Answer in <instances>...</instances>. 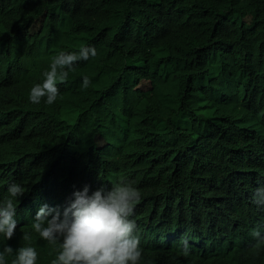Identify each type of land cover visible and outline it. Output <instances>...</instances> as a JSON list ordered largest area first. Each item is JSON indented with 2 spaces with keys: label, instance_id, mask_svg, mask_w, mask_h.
Returning a JSON list of instances; mask_svg holds the SVG:
<instances>
[{
  "label": "trees",
  "instance_id": "16d2710c",
  "mask_svg": "<svg viewBox=\"0 0 264 264\" xmlns=\"http://www.w3.org/2000/svg\"><path fill=\"white\" fill-rule=\"evenodd\" d=\"M247 2L0 0L1 47L12 73L37 82L59 44L97 49L78 72L91 83L77 99L61 93L53 105L38 106L44 112L29 131L51 130L53 140L34 160L0 159L26 192L15 201L19 228L10 240L0 234V246L24 244L28 232L36 264H51L53 246L33 222H19L45 204H63L73 186L110 190L123 179L141 193L139 264H264L232 247L261 207L253 194L264 189V0ZM35 36L50 42L24 49ZM14 128L12 121L0 126V146ZM7 195L0 191V201ZM203 249L211 259L194 256Z\"/></svg>",
  "mask_w": 264,
  "mask_h": 264
},
{
  "label": "clouds",
  "instance_id": "9594fccd",
  "mask_svg": "<svg viewBox=\"0 0 264 264\" xmlns=\"http://www.w3.org/2000/svg\"><path fill=\"white\" fill-rule=\"evenodd\" d=\"M11 11L9 10L8 16ZM51 29L59 27V21L47 19ZM0 30V126L12 121L15 131L9 132L6 142L0 146V159L34 160L46 144L53 140V132L29 131L30 125L44 111L38 106L53 105L62 94H71L77 99L81 88H88V76L79 79L78 72L84 69L89 57L97 55L95 47L76 44H59L53 55L50 70L43 73L44 79L31 81L26 72L12 73L5 63L6 56L1 47L4 35ZM50 40L35 36L24 49L34 48ZM4 132H0V138ZM22 150L25 153L22 154ZM34 163V161H33ZM24 164V163H23ZM9 168L0 161V191L8 195L0 201V234L10 240L18 227L15 201L26 192L15 176L12 183ZM8 181V182H7ZM19 184H18V183ZM22 185V186H21ZM91 190L89 185L73 186L63 204L50 207L45 204L36 215L23 222H33L32 228L40 238L53 246L56 257L51 264H139L145 249L143 229L136 215L143 217L136 203L141 199L140 191L131 182L121 180L110 190ZM2 196H0V199ZM253 203L261 206L248 219L232 240L234 251L244 258L264 261V189L253 194ZM32 236L24 232L21 245L0 246V264H36L38 252L32 246ZM183 253L189 252L187 239L182 240ZM212 258L209 250L194 252V256Z\"/></svg>",
  "mask_w": 264,
  "mask_h": 264
},
{
  "label": "bare ground",
  "instance_id": "6f19581e",
  "mask_svg": "<svg viewBox=\"0 0 264 264\" xmlns=\"http://www.w3.org/2000/svg\"><path fill=\"white\" fill-rule=\"evenodd\" d=\"M243 1H245V0H243ZM248 2H249V0H248ZM248 2H247V3H248ZM206 3H207V2H206ZM252 3H255V4H256L257 1H256V2H252ZM243 4H244V3H243ZM248 4H249V3H248ZM255 4H254V5H255ZM250 5H251V4H250ZM254 5H253V6H254ZM251 6H252V5H251ZM256 7H257V5H256ZM256 7H255V8H256ZM245 10H247V9H245ZM253 10H254V9H253ZM250 12H251V11H250ZM252 12H254V11H252ZM248 13H249V11H248ZM262 13H263V12H262ZM252 14H253V13H252ZM252 14H251V17H252ZM249 15H250V14H249ZM258 15L260 16L261 14H259V12H258ZM248 18H249V17H248ZM252 18H253V17H252ZM255 18H256V16H255ZM259 18H263V17H259ZM253 19H254V18H253ZM259 20H260V19H259ZM251 21H252V20H251ZM262 21H263V20H262ZM255 22H256V21H255ZM258 22H259V21H258ZM258 25H259V24H258ZM260 25H262V24H260ZM256 27H257V26H256ZM261 27H262V26H261ZM222 28L225 29L224 26H223ZM224 29H221V30L223 31ZM259 29H260V28H259ZM220 32H221V31H220ZM243 32H244V31H243ZM253 32H254V31H253ZM250 33H251V32H250ZM257 33H258V32H257ZM221 34H222V33H221ZM244 34H245V32H244ZM248 34H249V33H247V34H245V35H248ZM223 35H226V34H223ZM252 35H253V34H252ZM242 36H243V35H242ZM245 37H246V36H244V38H245ZM247 37H249V36H247ZM242 38H243V37H242ZM244 38H243V40H244ZM250 38H251V37H250ZM254 41H255V40H254ZM246 42H247V41H246ZM255 42H256V41H255ZM250 43H251V41H250ZM247 44H248V42H247ZM224 45H225V44H224ZM244 46H245V45H244ZM248 48H251V47H248ZM222 50H224V49H222ZM247 50H248V49H247ZM228 52H229V51H228ZM226 53H227V52H226ZM249 53H250V51H249ZM244 54H245V53H244ZM263 55H264V54H263ZM230 66H231V65H230ZM226 67H227V66H226ZM259 68H261V67H259ZM257 70H258V69H257ZM259 70H260V69H259ZM205 73H207V72H205ZM259 75H261V74H259ZM228 77H229V76H228ZM263 77H264V76H263ZM235 78H236V77H235ZM199 79H200V78H199ZM226 79H227V78H226ZM163 80H164V79H163ZM167 80H168V79H167ZM228 80H229V78H228ZM164 81H165V80H164ZM225 81H226V80H225ZM259 81H260V80H259ZM259 81H258V82H259ZM159 82H160V81H159ZM161 82H162V81H161ZM227 82H228V81H227ZM165 83H166V82H165ZM160 84H161V83H159V85H160ZM162 84H163V82H162ZM162 84H161V85H162ZM194 84H195V83H194ZM254 84H255V83H254ZM261 84H263V83H261ZM156 85H157V84H156ZM257 85H258V84H256L255 86H257ZM259 85H260V84H259ZM157 86H158V85H157ZM260 86H262V85H260ZM196 87H197V86H196ZM263 87H264V86H263ZM198 88H199V87H198ZM258 88H259V87H258ZM258 88H257V89H258ZM193 89H194V88H193ZM250 89H251V88H250ZM250 89H249V90H250ZM198 90H199V89H198ZM255 90H256V88H255ZM260 90H263V91H264V89H262V87H261ZM260 90H257V91L260 92ZM196 91H197V89H196ZM250 91H251V90H250ZM196 93H197V92H196ZM198 93H199V91H198ZM198 93H197V94H198ZM249 93H250V92H249ZM253 93H254V92H253ZM256 93H257V92H256ZM261 93H262V91H261L259 94H261ZM225 94H227V93H225ZM257 94H258V93H257ZM192 95H193V94H192ZM262 95H263V94H262ZM193 97L196 98L195 95H193ZM254 97H255V96H254ZM254 97H253V98H254ZM260 97H261V96H260ZM226 98H227V97H226ZM251 98H252V97H251ZM204 99H205V98H204ZM257 99H260V98H257ZM261 99H262V98H261ZM225 100H227V99H225ZM262 100H263V99H262ZM235 101H236V105H237V106L240 105L239 102H238L237 100H235ZM254 101H256V100H254ZM195 102H198V100H196ZM221 102H223V101H221ZM246 102H247V101H246ZM198 103H201V100H200ZM253 103H255V102H253ZM258 103H260V102H258ZM219 104H220V103H219ZM243 104H244V103H243ZM262 104H263V102H262ZM200 105H201V104H200ZM200 105H199V106H200ZM202 105H203V104H202ZM221 105H222V104H221ZM223 105H224V104H223ZM231 105H232V104H231ZM250 105H251V104H250ZM258 105H260V104H258ZM224 106H226V105H224ZM224 106H222V108H223ZM243 106H245V105H243ZM260 106H262V105H260ZM260 106H259V107H260ZM263 106H264V104H263ZM263 106H262V108H263ZM187 107H188V106H187ZM219 107L221 108V106H219ZM234 107H236V106L234 105ZM234 107L232 106V108H231V106L229 105V108H230V109H233ZM246 107H248V106H246ZM249 107H250V106H249ZM200 108H201V107H200ZM225 108H227V106H226ZM237 108H238V107H237ZM237 108L235 109V111L237 110ZM262 108H261V110H262ZM193 109H195V108H193ZM198 109H199V108H197L196 110H198ZM202 109H203V108H202ZM230 109H229V110H230ZM246 109H247V108H246ZM251 109H252V108H251ZM251 109H250V110L247 109L248 112L252 111ZM254 109H255V107H254ZM259 109H260V108H259ZM223 110L228 111V109H223ZM243 110H244V109H243ZM261 110H260V112H259V110H258V113H260V114L262 115L263 111H261ZM263 110H264V109H263ZM187 111H188V110H187ZM199 111H200V110H199ZM233 111H234V109H233ZM233 111H232V112H233ZM197 112H198V111H197ZM200 112H201V111H200ZM202 112H203V111H202ZM219 112H220V110H219ZM236 112H239V111L237 110ZM236 112H235V113H236ZM240 112H241V110H240ZM242 112H243V111H242ZM244 112L247 113V111H244ZM254 112H255V111H254ZM254 112L252 111V113H254ZM261 112H262V113H261ZM203 113H204V112H203ZM227 113H230V111L227 112ZM246 113H244V115H245ZM221 114H222V113H221ZM250 114H251V113H250ZM255 114H256V113H255ZM196 115H199V114H196ZM200 115H202V114H200ZM225 115H226V113H225ZM241 115H243V114H241ZM245 116H246V117H245V118H246V121H248V120H247V119H248V118H247V115H245ZM256 116H257V115H253V119L256 118ZM262 116H263V115H262ZM195 117H196V116H195ZM243 117H244V116H243ZM257 119L259 120V118H256L255 120H257ZM246 121H245V122H246ZM250 121H251V120H250ZM250 121H249V122H250ZM252 122H253V121H251L250 124H252ZM255 122H259V121H255ZM261 122H262V121H261ZM246 123H247V122H246ZM253 123H254V122H253ZM260 124H262V123H260ZM247 125H248V124H247ZM252 125H253V124H252ZM258 125H259V124H258ZM193 127H194V126H193ZM263 127H264V123H263ZM229 128H230V127H229ZM227 130H228V129H227ZM222 139H223V138H222ZM207 140H208V139H207ZM213 140H215V138H214ZM212 142H213V141H212ZM207 145H208V144H207ZM208 146H209V145H208ZM211 155H212V154H211ZM212 156H213V155H212ZM202 157H203V156H202ZM215 157H216V156H215ZM209 159H210V158H209ZM210 163H211V162H210ZM199 166H200V165H199ZM208 166H209V165H208ZM208 166H207V167H208ZM201 169H202V168H201ZM208 172H209V171H208ZM223 190H224V189H223ZM223 190H220V191H223ZM220 191H219V192H220ZM223 192H224V191H223ZM222 194H223V193H222Z\"/></svg>",
  "mask_w": 264,
  "mask_h": 264
}]
</instances>
